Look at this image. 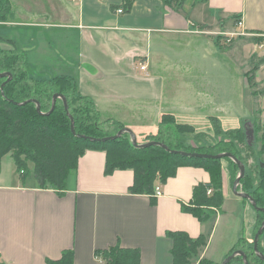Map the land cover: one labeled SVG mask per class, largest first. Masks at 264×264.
I'll list each match as a JSON object with an SVG mask.
<instances>
[{
	"label": "crops",
	"instance_id": "0c3cea01",
	"mask_svg": "<svg viewBox=\"0 0 264 264\" xmlns=\"http://www.w3.org/2000/svg\"><path fill=\"white\" fill-rule=\"evenodd\" d=\"M122 1L10 0L0 36L24 55L30 76L70 78L81 95L93 100L101 120L123 124L131 116L133 125L124 127L130 131L158 126L164 115L187 125L180 122L183 114L209 106L218 107L225 121L237 116L231 77L238 69L229 67L233 63L244 69L240 81L247 89L244 66L252 62L258 65L256 88H250L247 109L252 123L264 128V58L252 38L239 36L227 45L235 32L264 34V0H174L170 6L162 0H135L129 12L118 14ZM206 45L212 58L204 52ZM140 64L146 72L138 70ZM162 72L170 73L169 86L142 89L123 83L139 74L153 82ZM209 118L218 123L217 117ZM104 168V152L87 150L63 192L39 188L34 177L0 184L1 263L46 264L72 250L74 264H102L94 252L119 245L138 249L140 264H172L167 232H184L193 239L207 235L200 258L214 264L226 258L234 244L219 263L209 256L220 214L214 224L204 225L181 209L189 205L196 186L209 183L203 168L179 167L174 177L156 186L162 195L153 197L155 203L129 193L131 170L105 175Z\"/></svg>",
	"mask_w": 264,
	"mask_h": 264
},
{
	"label": "trees",
	"instance_id": "16d2710c",
	"mask_svg": "<svg viewBox=\"0 0 264 264\" xmlns=\"http://www.w3.org/2000/svg\"><path fill=\"white\" fill-rule=\"evenodd\" d=\"M134 1H122L121 9L124 13L131 10ZM162 1L168 6L176 2ZM9 13V0H0V23L7 19ZM6 42L0 36V74L11 75L10 81L2 89L1 85L8 78H0V163L5 156H10L22 178L31 169L39 188L63 192L67 189L69 177L76 171L79 158L87 150L102 151L105 154V175H110L115 170H131L133 183L129 193L146 195L155 203V187L174 177L179 167L203 168L209 174V183L196 186L189 205L182 204L181 209L201 224L212 225L224 202L221 161L228 165L233 186L239 175V168L234 161L237 160L245 167L237 190L249 195L257 208L264 209V163L248 164V159L251 158L248 156L253 151L257 134H262L264 138V128L257 121L254 123V140L251 144L243 130L232 129L223 131L225 138L219 142L192 147L188 145L190 137H204L205 134H196L191 126L175 124L168 115L161 117L155 134L149 136L151 142L161 143L171 151L213 156L230 154L234 160L184 158L157 146L138 148L129 141V133L106 142H91L79 136L102 140L115 136L124 127L115 120H101L93 100L81 95L70 78L60 76L42 80L30 76L26 70L24 55L16 49L3 48L2 44H7ZM257 68L258 65L245 75L248 87L252 89L256 88L254 75ZM56 94L65 99L67 110L63 99L57 98L54 109L50 112L53 96ZM37 105L40 112L37 111ZM69 116L73 119L75 135L71 132ZM214 127L221 132L217 121L214 122ZM255 212L257 228L253 231V238L264 220V212ZM166 237L172 242V264H191L193 259H198V264H214L200 258L207 246V235L202 234L193 239L184 232H167ZM247 243L245 238H239L227 256L235 251H242L248 264H264L260 259L264 257V247L257 243L260 255L257 256L253 242ZM94 256L102 264H140L138 249L121 248L119 245L95 251ZM234 261L244 264L240 256H236L229 264ZM46 264H74L73 251L65 250L59 259L48 260Z\"/></svg>",
	"mask_w": 264,
	"mask_h": 264
},
{
	"label": "rangeland",
	"instance_id": "374dc122",
	"mask_svg": "<svg viewBox=\"0 0 264 264\" xmlns=\"http://www.w3.org/2000/svg\"><path fill=\"white\" fill-rule=\"evenodd\" d=\"M10 7H11V4H10ZM7 19L4 22L0 23V25L5 24V22H7ZM230 38H229L230 40H227V43H228L227 45H230L233 39L234 40L238 39L237 37H230ZM246 38H251V37L246 36ZM216 39L217 37L215 38V40ZM254 40L256 41L257 39H254ZM2 47L8 50L16 49L15 47H10L9 44L8 45L2 44ZM212 51L213 50L207 47V45L205 46L204 52L206 54L210 55ZM258 53L259 54L261 53L259 49H258ZM244 67H246V70L248 71L247 73H249L251 70H253L255 66L252 62H247L246 66ZM222 68L225 69V66L222 65ZM229 68L231 70L238 69V73L236 71V75L234 76L235 79L231 77V79H233V81L235 80L236 82L234 93H235V98H236V103H237V109H236L237 116L232 117V118H227L225 121L224 119L225 117L219 114L220 109L218 107H212V106L203 107L199 109L198 111L193 110V113H190V114H183L182 121L180 122H182L183 124L190 125L195 130L196 134H199V133L205 134L204 137L202 136H198L196 138L190 137V142L188 141L189 142L188 145H191L192 147H201L203 145H208V144L219 142L221 139L225 138L223 136L224 135L223 131L229 130V129H241L245 133L253 131L254 124L252 123V119L249 116V110L247 109V96L248 94H250L251 90L250 88L246 89L241 82L244 79V76H243L244 69H241L242 67H239V66L236 68V64L234 65L233 63L230 64ZM140 72H146V71H140ZM136 77L138 80L135 79L131 81H123V83L124 84L133 83L135 85H139L142 89H145V87H148L149 85H152L153 87H156V88H160L163 86H169L171 84V75L168 72L167 73L162 72L161 75H157L155 78H153V82L149 81V79L151 78L150 76L139 74V76H136ZM177 78L179 79L180 77H177ZM177 95L179 97H182L181 93H177ZM117 97H121V95L118 94ZM185 105L186 103L182 102V107H184ZM137 110L143 111L142 109H137ZM150 110L151 109L147 111V114L151 118ZM137 114H139V111H137ZM209 115H213L217 117L216 120H218V124L222 129L221 132L220 130L214 129L215 128L214 122L216 121L211 120L209 118ZM130 117L131 116L127 115L126 118L131 119ZM126 118H123L124 123L122 124V126L125 127L126 124H129L130 126H132L133 120L131 119L126 122ZM156 126H157V123H153L149 126L144 127V129H142L141 131H139L138 128L136 130L134 129L135 130L134 131L132 128V130L134 131L132 132L136 137L137 144L142 145V144L151 142L148 135H150L149 133H152V134L154 133ZM128 138H129V141L132 143L131 138L130 137ZM252 148H253V151H251V153L248 156V157H251L248 159L249 161L248 164L257 163V162L264 163V138L262 134H257L255 143L253 144ZM244 158H247V156H245ZM221 166H222V193H223V197L225 194V198H224V202H223L221 210L217 213V214H220V216L218 217V221L212 232L210 249H209V256H212L214 258L213 260L216 263L221 262V260L225 258V254L227 250L233 244L236 243L239 237H244L245 239H248V240L250 239V241H248L247 244H252L253 231H255L257 228L255 227V223H254L256 219L255 210L252 208V206H250L249 202L246 199L239 198L234 195L232 191V184L230 180V175H229L230 172L228 169V165L226 164L225 161H221ZM28 177H30V179H28ZM33 177L34 176H33L32 170L30 169V173L26 175L25 178L27 179V181L29 180L31 182L33 180ZM13 181L14 183L16 181L20 182L22 181V177L19 175V173L14 168L13 161L10 158V156H6L2 163V168H1V173H0V184H10V182L12 183ZM238 191L242 193L241 190H238ZM258 243L260 244V246L264 247V230L259 238ZM198 261H199L198 259L196 260L193 259L191 264H198ZM231 264H241V263L239 261H234Z\"/></svg>",
	"mask_w": 264,
	"mask_h": 264
},
{
	"label": "water",
	"instance_id": "95a60500",
	"mask_svg": "<svg viewBox=\"0 0 264 264\" xmlns=\"http://www.w3.org/2000/svg\"><path fill=\"white\" fill-rule=\"evenodd\" d=\"M8 78L5 83H3L1 85V89L4 87V85L10 81L11 79V75L9 73H2L0 74V78ZM57 98H62L63 101H64V107H65V110H67V105H66V101L65 99L61 96V95H54L53 96V101H52V108H51V111H53L54 109V106H55V102L57 100ZM37 111L40 112V109H39V106L37 105ZM70 121H71V132L72 134L75 135V132H74V128H73V119L72 117H70ZM123 133H129L130 137H131V140H132V143L135 147H138V148H146V147H150V146H157V147H160L162 149H164L165 151H168L169 153L171 154H175V155H178V156H181V157H184V158H193V159H213V160H220L222 158H232L233 157L230 155V154H220V155H206V154H198V153H184V152H178V151H171L169 150L168 147H166L165 145L161 144V143H158V142H148L146 144H142V145H137V141H136V137L135 135L133 134L132 131H130L129 129H122L121 131H119L115 136L113 137H110V138H104L102 140H97V139H93V138H89V137H85V136H79V138H82V139H87L91 142H106V141H109V140H114L116 138H118L119 136H121V134ZM246 136L249 140V144H251L254 140V135H253V131L251 132H247L246 133ZM234 160V159H233ZM235 163L237 164L238 168H239V175L238 177L236 178V180L234 181L233 183V186H232V191L234 193L235 196L239 197V198H243V199H246L250 202L252 208L255 210V211H261V212H264V209H260V208H257L256 207V204L253 202L252 198L247 195V194H244V193H241L237 190V187H238V184L240 182V179L243 178L244 176V173H245V167L244 165H242L239 161L237 160H234ZM263 167H264V164H263ZM264 230V220L260 226V228L258 229L257 233L255 234L254 238H253V249L254 251L256 252V255L257 256H260L259 253L257 252V243H258V240L262 234ZM236 256H240L242 257V260H243V263L244 264H248L246 262V256L244 255V253L242 251H235L234 253H232L231 255L227 256L221 264H229ZM261 260H263L264 262V257H260Z\"/></svg>",
	"mask_w": 264,
	"mask_h": 264
},
{
	"label": "built area",
	"instance_id": "2783aa9c",
	"mask_svg": "<svg viewBox=\"0 0 264 264\" xmlns=\"http://www.w3.org/2000/svg\"><path fill=\"white\" fill-rule=\"evenodd\" d=\"M118 14L123 13V10L120 8L117 10ZM237 27H242V22H237L236 23ZM228 36V35H227ZM230 37H246V36H250L251 38L257 39V43L256 46L257 48L260 50V55L262 58H264V34L262 33H246L245 31L242 32H235L232 34H229ZM139 70L140 71H146V66L144 64H140L139 65ZM210 193V191H208V194ZM162 195L161 189L160 187H156L154 190V194L153 197H160Z\"/></svg>",
	"mask_w": 264,
	"mask_h": 264
}]
</instances>
